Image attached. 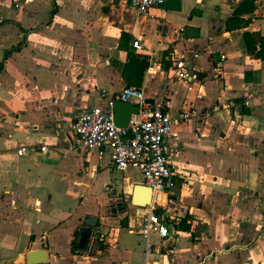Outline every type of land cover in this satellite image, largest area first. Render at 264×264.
<instances>
[{"label":"crops","instance_id":"obj_1","mask_svg":"<svg viewBox=\"0 0 264 264\" xmlns=\"http://www.w3.org/2000/svg\"><path fill=\"white\" fill-rule=\"evenodd\" d=\"M242 1L167 0L141 15L122 0H0V264H264V60L243 40L264 37V0L231 30ZM132 55L148 58L136 87L148 101L193 114L167 140L175 187L155 198L167 239L138 232L137 169L69 148L71 115L122 91ZM180 59L195 82L172 76Z\"/></svg>","mask_w":264,"mask_h":264},{"label":"built area","instance_id":"obj_2","mask_svg":"<svg viewBox=\"0 0 264 264\" xmlns=\"http://www.w3.org/2000/svg\"><path fill=\"white\" fill-rule=\"evenodd\" d=\"M167 0H122L123 5L145 15L152 8H159ZM18 6V0H15ZM133 47L141 49L138 41ZM172 76L186 83L197 80V74L187 60L174 61L171 69ZM100 102L104 106H94L80 109L71 115L69 129L72 135L69 148L90 151L92 149H107L110 153V163L118 173L128 168L137 169L145 186L151 189L153 201L141 218L139 234L148 240L151 234L160 239L168 238V224L165 214L159 211L155 200L157 195L163 194L175 187V172L169 161L170 152L168 138L175 141L178 137L173 134L175 125L187 121L193 114L182 112L177 116H170L163 112L162 98L157 97L148 101L141 89L125 86L114 96H107L105 91L99 94ZM116 100L128 102L138 107V113L132 115L126 127H118L113 120L112 105ZM45 151V148H41ZM177 154V149L173 150ZM24 149L17 151L22 155ZM147 254H152L154 248L147 241Z\"/></svg>","mask_w":264,"mask_h":264},{"label":"trees","instance_id":"obj_3","mask_svg":"<svg viewBox=\"0 0 264 264\" xmlns=\"http://www.w3.org/2000/svg\"><path fill=\"white\" fill-rule=\"evenodd\" d=\"M256 0H243L232 17L228 21L229 29H238L245 26L249 22L248 19H243L241 16L250 15L255 10ZM243 40L247 54L251 60H264V37L259 33H243ZM149 62L146 56L132 55L129 62L123 67V77L129 87H138L143 78L144 71L148 68ZM2 66L0 65V70ZM184 223V220L181 221ZM182 228V227H181ZM188 226L183 227L184 231L188 230Z\"/></svg>","mask_w":264,"mask_h":264},{"label":"water","instance_id":"obj_4","mask_svg":"<svg viewBox=\"0 0 264 264\" xmlns=\"http://www.w3.org/2000/svg\"><path fill=\"white\" fill-rule=\"evenodd\" d=\"M112 110H113L114 123L118 127H126L131 116L136 115L138 113V107L136 105L128 103V102H123L120 100H116L113 102ZM139 190H143L144 192H146V196L142 199H138L135 196V192ZM151 201H152L151 189L148 188L147 186L137 185L133 191V195L131 198V202L133 206L145 208L152 203ZM89 219H93V218L88 217L83 221V225L86 226L84 229H87L86 230L87 236L82 239V242L84 244L88 243L90 236H91L92 228L94 227V223H91L90 221H88Z\"/></svg>","mask_w":264,"mask_h":264}]
</instances>
